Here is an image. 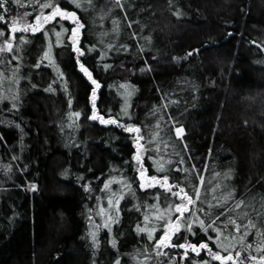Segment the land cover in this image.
I'll return each mask as SVG.
<instances>
[{
  "label": "trees",
  "instance_id": "obj_1",
  "mask_svg": "<svg viewBox=\"0 0 264 264\" xmlns=\"http://www.w3.org/2000/svg\"><path fill=\"white\" fill-rule=\"evenodd\" d=\"M46 2L79 17L84 54L78 63L69 41L75 25L59 16L35 33L15 32L12 51L0 52V264H220L204 249L156 250L162 226L151 240L148 231H137L138 225L163 224L151 206L179 201L158 184L139 187L137 134L88 119L93 111L141 129L146 177L167 175L169 184L189 194L203 177L204 203L196 206L204 211L197 215L205 225L219 215L213 227L237 237L230 238L234 259L240 252L239 259L256 257L245 264H260L264 250L255 248L257 230L264 231V0H92L79 8L74 0H8V11L0 9V43L9 39L13 18L21 28L20 14L30 13L28 23L40 11L48 15L52 8H40ZM60 25L68 31L57 45L50 29L61 32ZM50 41L55 66L43 59ZM173 125L184 129L181 138ZM237 201L243 203L229 211ZM229 217L241 233L231 224L225 229ZM249 220L255 228L248 229L244 245L253 247L243 252L238 237ZM192 232L180 228L171 243L186 237L220 251L212 228L205 234L193 222Z\"/></svg>",
  "mask_w": 264,
  "mask_h": 264
},
{
  "label": "snow or ice",
  "instance_id": "obj_2",
  "mask_svg": "<svg viewBox=\"0 0 264 264\" xmlns=\"http://www.w3.org/2000/svg\"><path fill=\"white\" fill-rule=\"evenodd\" d=\"M76 7H82L83 5L87 4L90 5L92 0H83V3L81 2V0H74ZM8 3V0H0V9L3 10V12H7L8 9L7 7H5V5ZM23 6V5H22ZM41 9L44 8H52V11L48 14L45 15L43 11H40V13L35 17L34 19V23H28L27 21H24V17L30 15V13H23L20 14V21H23V26L21 28H17V24H18V20L16 18L12 19L11 22V33L13 35L9 36L8 40L3 41L2 43H0V52H11L13 45H12V40L15 39L14 33L16 31H23V32H27V31H31L33 33H35L36 31L39 30H43V24L44 23H48V22H52L56 20V17L59 16L61 20H70L75 27L72 28L71 30V34L69 36V41H70V46L72 47V50L74 53L77 54V62L79 63L78 57L82 56L83 50H81L78 47V38L80 35V30L84 27V25L82 23L79 22V17H77L76 13L73 12H67L62 10L58 4L57 5H53L51 2H46L40 5ZM5 17L3 15H0V21H4ZM60 27L62 28L61 32H57L55 31V28L50 29L51 32H53L55 34V36L57 37L56 40V44L59 45L61 43L60 37L66 33L68 30L63 28V25H60ZM47 32H45V35L47 36ZM5 35V33L3 31H0V37H3ZM26 38L24 36L20 37V42L23 43L25 42ZM51 49H52V44L51 41L49 42L48 45V51H46L43 55V59L44 60H48L49 64L55 66V62L51 57ZM192 53H189V55H191ZM15 58V57H14ZM57 72L60 74V76H63V73L59 72V68H56ZM80 70L83 71L85 73V75L88 77L89 80H91V82L93 84L96 85L97 88H99V84L97 83V81L95 79L92 78V74L91 72L88 71L87 68L84 67L83 63H80ZM121 87L125 88L127 90V88L129 86L127 85H122ZM51 90V89H50ZM134 91V89H133ZM127 95L130 96L131 92H127ZM95 90H93L92 92V107L93 109L96 108L95 105ZM174 102V101H173ZM127 109V103L125 105V111ZM71 115H75V116H79V113H72ZM88 119H92V120H99L101 123L104 124H117V126L119 127H124L125 131L129 132V133H136V137L135 140L137 142V146H138V151L136 153V156L134 157V159L136 160L138 167V178L140 179V184L139 187L140 188H151V187H155L157 186V184L163 188L165 191L171 193V197H174L176 200L179 201V203H175V202H169L165 204V207L163 209H160L159 204L157 205H153L151 206L152 208L155 209V217L157 221H163V224H154L150 229L149 228H142L139 225L137 226V231L138 232H144V231H148L149 235H148V239L151 240L153 239V233L157 230V227H163V234L160 237L159 240L156 241L154 248L156 250H160L162 247H179V248H184V249H188L191 248L192 251L196 252L197 254H199L200 249H204L206 250L207 254L211 257L212 260L215 261H219L220 264H229V262H232V264H236V261L240 258V252L236 253V258L234 259L232 251L231 249V241L230 238L232 240L237 239V237L235 235H233V233H228L227 235H225L224 230H222L220 227H213V225L216 224V219H219V215L216 217V219H213L212 221H210L207 225H205L204 220L200 219V217L197 215V212H203L204 209L202 207H197V202H199L200 204H203L204 201L201 200V196H200V187L203 186V177H200V181H199V185H190V191L191 194H189V191L185 190V187H181L180 185L176 184V183H172L169 184L168 183V176L165 175L162 179L156 177V176H152V177H146L145 176V172L146 169L143 166V162H142V158H141V154H140V149H145V145H141L139 142L141 140L144 139L143 136H140L139 133L141 131V129L139 127L133 126V125H129V126H124L123 124L119 123V118H109L107 120L104 119L103 115H99L97 112L93 111L92 114L87 117ZM159 127V125H157V128ZM173 127L175 128V134L177 138H181L182 133L184 132V129L182 127H175V125H173ZM155 135H159V133H156ZM149 144L154 143L152 137L148 138L147 141ZM186 147V145H185ZM147 151H159L158 148L156 149H146ZM149 159H152L151 157H149ZM154 163L157 164V170L158 171H163L164 170V165L162 163H159L157 161H154ZM169 163H171V161H169ZM180 163H183V158H181ZM181 169H174V171H180ZM192 170L195 171V165L192 166ZM183 171H189L188 169H184ZM227 175V174H226ZM120 183H123V186L125 188H127L129 191H132L131 189V185L128 184L127 182H123V181H117ZM112 183V181H109V184L105 185V188H109V185ZM217 187H219V185H217ZM173 188L176 189V191H173ZM33 190H35L33 188ZM123 191V189H122ZM213 191H215V189H213ZM134 194V193H133ZM113 196H115L116 194L113 193ZM231 192H229L228 196H224L223 199L225 201H227L229 199V197H231ZM195 197V199L193 198ZM123 195H120L119 198L117 199V205L119 203V199H122ZM155 199L158 201L159 200V193L156 194ZM166 200H170L169 197H166ZM112 200H109V204L111 205ZM243 202L242 201H237L236 204L233 206V208L229 209V211H235L236 209H238L241 204ZM213 205L209 204V207H212ZM185 213H189L190 215L185 218ZM178 214V215H177ZM245 215H247V213H245ZM173 216H175V220H173ZM149 219V216L146 214L145 215V221H147ZM193 222H198L199 223V227L201 228V230L207 234L208 229L212 228V230L216 233V237H217V243H216V247L220 249V251H213L211 248L208 247V243L206 242H201L199 243V247H197L196 244H192L190 242L187 241V238H184V242L183 243H177V244H172L171 240H172V236L175 235L176 232H178L180 230V228H183L186 232L191 233L192 235H195V233L192 232V224ZM231 224L234 226L235 229V233H241V225L238 224L236 222V219L229 217L227 220V223L225 224V229L227 228V225ZM244 231L243 233L238 237L239 241L241 242V244L243 245L242 247V251L243 252H248L250 249H252L253 245L251 243L244 245V240L245 238L249 235L248 229L249 228H255V224L249 220L248 224L243 226ZM170 229L172 231H170ZM93 239L95 240V234H93ZM208 240L212 241L213 237L208 236ZM227 241V243H226ZM113 243L115 244V241H113ZM255 250L257 252H260L262 250H264V231L262 230H257V243H256V248ZM222 253H227V255H223ZM157 255H165V253L163 251H157L156 253ZM256 257H253L251 255H246L244 256L243 259H239V264H245V261H250V260H255ZM117 264H119V262H117ZM203 264H210L209 261L205 260L203 262ZM260 264H264V257L260 258Z\"/></svg>",
  "mask_w": 264,
  "mask_h": 264
},
{
  "label": "flooded vegetation",
  "instance_id": "obj_3",
  "mask_svg": "<svg viewBox=\"0 0 264 264\" xmlns=\"http://www.w3.org/2000/svg\"><path fill=\"white\" fill-rule=\"evenodd\" d=\"M18 28H20V27H18ZM16 32H18V33H27V32H30V31H27V32H23V31H16ZM31 33H33V32H31ZM11 35H13L12 33H11ZM14 36H15V33H14Z\"/></svg>",
  "mask_w": 264,
  "mask_h": 264
},
{
  "label": "rangeland",
  "instance_id": "obj_4",
  "mask_svg": "<svg viewBox=\"0 0 264 264\" xmlns=\"http://www.w3.org/2000/svg\"><path fill=\"white\" fill-rule=\"evenodd\" d=\"M170 231H172L171 229H170ZM164 247H162L161 249H163Z\"/></svg>",
  "mask_w": 264,
  "mask_h": 264
},
{
  "label": "water",
  "instance_id": "obj_5",
  "mask_svg": "<svg viewBox=\"0 0 264 264\" xmlns=\"http://www.w3.org/2000/svg\"><path fill=\"white\" fill-rule=\"evenodd\" d=\"M11 30V29H10Z\"/></svg>",
  "mask_w": 264,
  "mask_h": 264
}]
</instances>
